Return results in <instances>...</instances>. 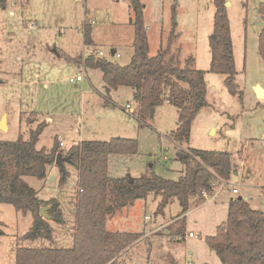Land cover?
<instances>
[{
  "label": "rangeland",
  "instance_id": "rangeland-1",
  "mask_svg": "<svg viewBox=\"0 0 264 264\" xmlns=\"http://www.w3.org/2000/svg\"><path fill=\"white\" fill-rule=\"evenodd\" d=\"M141 1L145 4L144 19L148 23L149 54L157 52L162 35L169 41L174 32L173 44L177 47L173 54L180 51L183 62L193 56L194 66L205 71L209 105L194 119L189 144H176L170 136L179 122L176 106L164 102L155 107L153 114L141 118L133 88L124 85L107 91L101 69L86 65L87 77L70 81L76 75L73 67L80 64L69 59L67 53L74 57L83 53L81 61H85L94 49L104 52L101 57L122 65L131 61L134 54V26L129 23L133 17L131 0H3L0 119L6 114L9 126L0 129V139L17 140L20 135L28 139L31 129L44 122L37 146L51 150L55 138L60 142L61 137L64 145H60L58 153L64 157L80 140L137 139V154L110 156L109 172L115 177L140 176L153 169L165 178L177 180L184 174L181 155L188 153V145L231 152L236 170L226 185H221L223 181L216 182L208 197L196 196L194 203L209 199L203 206L191 205L193 210L179 239L182 244L171 237V233L184 225L182 217H177L182 208L176 198L162 213L158 211L160 197L150 194L107 219L110 231L144 233L135 247L117 259L118 264H151L150 259L155 264H170V258L174 257L164 256L166 250L178 255L182 263L194 260L222 264L206 238L216 234L218 225L227 219L230 199L247 196L252 207L264 208V97H258L255 89L257 84L264 87V59L259 53V36L264 26L259 6L264 0H227L236 82L243 99L229 92L225 74L210 71L214 0ZM89 17L95 21L90 25L93 45L84 43L82 30L84 20ZM30 21L34 22L33 27H28ZM114 49L120 57L112 55ZM128 103L132 104L134 113L126 109ZM64 168L69 173L64 182H61L62 168L57 163L49 167L43 179L25 176L40 198L60 203L65 221L53 224L52 240L24 239L33 223L32 213L19 212L9 203L1 205L0 264H16L19 246H73L79 172L69 161L64 162ZM233 188L239 192L234 193ZM189 231L200 235L190 237ZM165 238L170 244L161 242ZM186 246L189 251H185Z\"/></svg>",
  "mask_w": 264,
  "mask_h": 264
},
{
  "label": "trees",
  "instance_id": "trees-1",
  "mask_svg": "<svg viewBox=\"0 0 264 264\" xmlns=\"http://www.w3.org/2000/svg\"><path fill=\"white\" fill-rule=\"evenodd\" d=\"M227 0H214V28L210 34V71L226 75L225 84L229 92L239 95L236 82V61L228 14ZM3 0H0V5ZM134 26V54L128 64L95 55L87 56L89 67L99 68L111 88L130 86L134 99L139 104V116L146 118L152 107L168 102L179 110V122L170 133L176 143L190 142L191 128L198 112L209 105L205 71L194 66L195 58L189 56L181 61L179 53H172L175 33L169 36L167 47H161L156 55L149 54V37L144 19L145 4L131 0ZM264 18V2L259 6ZM86 44H92L91 28L84 24ZM259 53L264 59V26L259 36ZM82 62V57L72 59ZM45 128L40 123L31 129L30 136L17 140L0 139V204H12L24 214L31 212L33 223L24 239L44 237L53 239L50 220L64 223L60 203L55 199L44 200L25 176L46 177L50 166L56 163L60 142L56 138L51 150L37 146L39 136ZM181 158L185 163L184 174L179 179L165 178L153 169L140 176L113 177L109 173L110 156L115 154H137V139L114 137L110 140H83L73 145L67 155L69 162L79 172L77 194L76 229L72 247H24L16 251V264H118L117 259L143 236L142 232H119L107 229V219L137 199L150 194L160 197L158 211L173 199L181 205L184 225L174 235H184L186 213L191 203L203 190L211 191L220 178L228 182L236 166L228 151L196 149L189 147ZM68 171L62 169L61 182ZM220 181V180H219ZM47 210L50 219L40 214ZM225 227V228H223ZM207 244L220 257L222 264H264V210L253 208L243 197H232L229 201L228 217L218 232L206 238ZM170 264H179L170 258ZM202 264H211L208 262Z\"/></svg>",
  "mask_w": 264,
  "mask_h": 264
},
{
  "label": "crops",
  "instance_id": "crops-1",
  "mask_svg": "<svg viewBox=\"0 0 264 264\" xmlns=\"http://www.w3.org/2000/svg\"><path fill=\"white\" fill-rule=\"evenodd\" d=\"M230 2V1H229ZM88 10H85V14H88ZM12 13V12H11ZM89 18H91V17H89ZM88 18V19H89ZM131 18V17H130ZM130 18H129V23H130ZM86 21L87 20H84V24L86 23ZM88 22V21H87ZM146 22V26L148 27V23H147V21H145ZM31 23H33L32 25H31ZM131 25H132V23H130ZM27 25H28V27H33L34 26V22L33 21H30V22H28L27 23ZM88 25L90 26L91 25V23H89L88 22ZM84 27H85V25H84ZM91 27V26H90ZM83 30V34H84V28L82 29ZM172 31H174V30H171V32ZM92 32V31H91ZM149 37V36H148ZM91 39H92V44H87V45H93L95 42H94V39L92 38V36H91ZM168 38L166 37V39L163 37V35L160 37V39H159V41H158V47L159 48H157L156 50H157V52H158V50L161 48V47H163V48H165V47H167V45H168ZM84 43H85V38H84ZM86 44V43H85ZM149 45H150V37H149ZM175 46H176V44L174 43V44H172V46H171V49H172V53L175 51L174 49H175ZM177 47V46H176ZM92 51H97V50H92ZM63 52H65V51H63ZM62 52V53H63ZM157 52L155 53V54H153V55H156L157 54ZM66 53V52H65ZM64 54V53H63ZM83 54V53H82ZM82 54L80 55V56H76V57H74L73 55H71V54H68L67 53V57L69 58V59H76V58H79V57H83L82 56ZM92 54V53H91ZM60 55H62V54H60ZM90 55V54H89ZM112 55H117V56H121V54L119 53V52H117V50H113L112 51ZM132 57H133V54L130 56V59H132ZM72 61H74L75 62V60H72ZM78 63V62H77ZM80 64V63H79ZM78 67V66H77ZM77 67L76 66H74L73 67V69L76 71V69H77ZM104 79V78H103ZM105 81V80H104ZM107 84V83H106ZM120 87V86H119ZM212 88H214V86H212ZM112 89H117V88H111V87H107V91H111ZM166 103H168V102H166ZM168 104H170V103H168ZM155 111V110H154ZM47 119H49V120H52V117H48ZM9 126V125H8ZM112 138H114V137H112ZM80 141H83V140H80ZM76 143H78V142H76ZM176 143V142H175ZM176 144H179V143H176ZM189 144V143H188ZM189 147H190V145H188ZM109 170H110V162H109ZM110 173V172H109ZM237 173V172H236ZM112 176V175H111ZM113 177H115V176H113ZM118 177V176H117ZM238 192H239V190H238ZM237 192V193H238ZM241 197H243L245 200H247L248 202H249V204L251 205V203H250V201H249V198L247 197V196H242V195H240ZM40 197V196H39ZM209 199V198H208ZM208 199H206V200H203V201H199V202H197V203H194L195 201H193L192 203H191V205H194V207L196 208V207H198V206H203L204 204H206L207 203V201H208ZM1 205L2 204H0V210H1ZM252 206V205H251ZM228 207H229V203H228ZM254 208V207H253ZM256 209H261V210H264V208H256ZM191 210H193L192 208H190L189 209V211L185 214L186 215V217L185 218H187L188 216H189V214L191 213ZM180 214V213H179ZM178 214V215H179ZM148 216H146V218H147ZM178 218H180V217H183L182 215H180V216H177ZM228 217V216H227ZM110 218V217H109ZM227 220V219H226ZM226 220H223V222L221 223V225L223 224V223H225L226 222ZM50 223H51V225H52V227H53V224H55L56 222H54V221H52V220H50ZM60 224V223H59ZM219 227H220V225H218V229H219ZM53 232H54V227H53ZM119 232H134V231H119ZM136 232V231H135ZM176 232V231H175ZM174 232V233H175ZM190 232H192V231H189V233ZM217 232H218V230H217ZM174 233H171V237H172V239H173V241H175V242H178V244H182L181 242H180V238H178V237H176L175 235H174ZM189 233H188V235H189ZM194 233H197L198 235H200L199 234V232H194ZM214 235V234H213ZM185 236H187V234H185ZM190 236V235H189ZM209 236V235H208ZM142 237H144V233H143V236ZM141 237V238H142ZM190 237H196V236H190ZM167 238H165V241H161V242H163L164 244H170V243H168V242H170L168 239L166 240ZM178 240V241H177ZM138 244V242L137 243H135L131 248H133V247H135L136 245ZM73 245H74V242H73ZM51 247H54V246H51ZM72 247V246H71ZM58 248H60V247H58ZM69 248V247H68ZM131 248H129L128 250H130ZM182 249V248H181ZM127 250V251H128ZM167 251H169V250H166V252H165V254L164 253H162V254H164V256H167L168 254H171L177 261H178V263L179 264H202L201 262L200 263H196V262H194V260H185L184 261V263H182V262H180V257L178 256V255H176V254H174V253H172V252H169V253H167ZM185 251H189V249H188V247L186 246L185 247ZM161 254V255H162ZM120 258V257H119ZM167 258V257H166ZM182 261V260H181ZM198 262V261H197ZM150 263L151 264H155L154 263V260L153 259H150Z\"/></svg>",
  "mask_w": 264,
  "mask_h": 264
},
{
  "label": "built area",
  "instance_id": "built-area-1",
  "mask_svg": "<svg viewBox=\"0 0 264 264\" xmlns=\"http://www.w3.org/2000/svg\"><path fill=\"white\" fill-rule=\"evenodd\" d=\"M89 23H94V19L92 18H89L87 20ZM33 23H31L32 25ZM91 53H94L95 55L97 56H104V52L102 50H99V51H92ZM85 60V59H84ZM85 66H86V63L85 61H82L80 63V65L77 67L76 69V75L74 77H71L70 78V81L72 82H78V81H82L84 80L86 77H87V71L85 70ZM126 109L130 112H133L134 113V108L132 107V104L128 103L127 106H126ZM60 140V145H64V142L62 141L61 137L59 138ZM222 181V180H220ZM220 181H217V183H219ZM227 182L223 181V184L221 185H226ZM216 187V183H214V188ZM211 191H207V190H203L201 191V193L199 195H202V196H205V197H208L209 196V193ZM233 192L234 193H237L238 192V189L237 188H233ZM263 194H264V191H263ZM196 199V198H195ZM193 201H196V200H193ZM190 236H197L198 234L197 233H194V232H190L189 233Z\"/></svg>",
  "mask_w": 264,
  "mask_h": 264
},
{
  "label": "water",
  "instance_id": "water-1",
  "mask_svg": "<svg viewBox=\"0 0 264 264\" xmlns=\"http://www.w3.org/2000/svg\"><path fill=\"white\" fill-rule=\"evenodd\" d=\"M229 4V1H227L226 2V6ZM263 25V22L261 21L260 22V26H262ZM255 89H256V92H257V95H258V97H260V98H263L264 97V87H262L260 84H257L256 86H255ZM154 110H155V108L154 107H152L151 108V113L153 114V112H154ZM6 114L5 115H3L2 116V118L0 119V129H6V128H8V125H7V123H6ZM185 155L184 154H182L181 155V158H183ZM65 161H69V157L68 156H63L62 155V153H58L57 154V157H56V163L58 164V165H60L61 166V168L62 169H64V162ZM50 206H43V207H41L40 208V214L44 217V218H46V219H50L49 218V215H48V213H47V210H48V208H49ZM223 228H225V227H223Z\"/></svg>",
  "mask_w": 264,
  "mask_h": 264
}]
</instances>
